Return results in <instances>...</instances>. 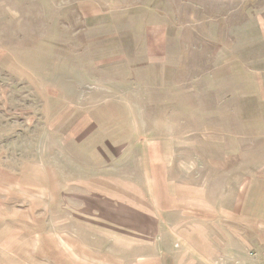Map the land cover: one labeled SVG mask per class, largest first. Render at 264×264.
Listing matches in <instances>:
<instances>
[{"label": "rangeland", "instance_id": "obj_1", "mask_svg": "<svg viewBox=\"0 0 264 264\" xmlns=\"http://www.w3.org/2000/svg\"><path fill=\"white\" fill-rule=\"evenodd\" d=\"M250 1L0 0V264H122L251 185L264 212Z\"/></svg>", "mask_w": 264, "mask_h": 264}, {"label": "crops", "instance_id": "obj_2", "mask_svg": "<svg viewBox=\"0 0 264 264\" xmlns=\"http://www.w3.org/2000/svg\"><path fill=\"white\" fill-rule=\"evenodd\" d=\"M253 4L260 7L264 0L247 2L249 8ZM250 189V197L238 195L234 208L220 205L212 216L205 210L200 215L194 208L187 217L181 207L173 209L179 215L172 219L171 229L147 235L139 252L134 256L130 252L122 264H264V212L257 202L258 188L251 185ZM165 240L171 246L158 245Z\"/></svg>", "mask_w": 264, "mask_h": 264}]
</instances>
